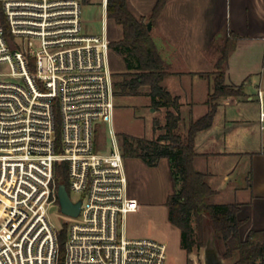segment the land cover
I'll list each match as a JSON object with an SVG mask.
<instances>
[{
    "label": "built area",
    "instance_id": "2783aa9c",
    "mask_svg": "<svg viewBox=\"0 0 264 264\" xmlns=\"http://www.w3.org/2000/svg\"><path fill=\"white\" fill-rule=\"evenodd\" d=\"M109 1L0 0V69L10 70L0 73V264H59L49 211L61 209L56 167L63 162L70 199L81 202L76 221L65 224V264H168L166 243L129 234L140 204L114 129ZM95 3L103 31L85 34L83 5ZM255 99L264 131L263 88ZM104 124L106 149L97 146Z\"/></svg>",
    "mask_w": 264,
    "mask_h": 264
},
{
    "label": "crops",
    "instance_id": "0c3cea01",
    "mask_svg": "<svg viewBox=\"0 0 264 264\" xmlns=\"http://www.w3.org/2000/svg\"><path fill=\"white\" fill-rule=\"evenodd\" d=\"M158 1L127 0V5L137 18L148 21ZM106 27L111 41L122 39V28L109 21L107 15ZM151 36L159 54L170 67L164 86L173 96L179 97L182 104L185 102L188 105L192 116L198 107L205 114L209 111L207 101L213 76L202 74L215 73L226 39L230 36L238 38L226 70V84L243 86L245 95L242 97L255 104L256 111L249 115L243 108L233 106L218 122V107L212 127L222 144L214 151L202 154L210 158L239 159L238 164H229L227 170L221 173L225 180L223 185L217 180V172L208 171L206 179L210 187L218 192L214 197H220L227 190L234 194L233 203L228 204L241 206L238 218L245 222L241 237L246 240L250 231L264 230V131L259 125L255 99L257 89H264V0H168L152 28ZM253 80L257 82L254 84ZM197 97L200 100H196ZM226 100L234 103L235 98ZM215 124L218 125L215 127ZM202 133L196 139L198 155V141ZM197 160L198 156L194 160V168L199 171ZM247 163L250 169L246 183L238 184L236 172L239 164L246 167ZM126 167L130 194L140 204L132 219L151 215L157 207H164L168 218L166 202L173 193L168 161L163 159L157 167L151 168L141 160L130 159L126 160ZM162 182L167 188L158 197L154 188ZM146 185L147 188L144 187ZM151 186L154 188L150 189ZM129 222L130 218L128 229ZM171 233L178 237L181 248L180 231L174 227ZM133 236L142 237L140 233Z\"/></svg>",
    "mask_w": 264,
    "mask_h": 264
},
{
    "label": "trees",
    "instance_id": "16d2710c",
    "mask_svg": "<svg viewBox=\"0 0 264 264\" xmlns=\"http://www.w3.org/2000/svg\"><path fill=\"white\" fill-rule=\"evenodd\" d=\"M168 0H159L148 21L137 18L128 8L127 0H110L107 7L109 21L120 26L122 39L111 42V50L119 55L127 72L115 74V95L139 96L142 89L148 90L151 105L155 110L165 109V124L154 122L152 139L137 138L121 134L122 150L126 160H141L148 167H157L161 160L169 163L173 193L168 197L169 222L181 233V248L187 254L203 247L202 230L210 218L215 239L222 257L232 264H262L264 256V230L250 231L247 239L241 237L245 224L238 218L239 204H212L218 194L207 182L206 175L196 171L194 160L198 156L196 139L199 133L213 126L219 101L244 96L243 86L226 84V70L231 53L236 49L238 38L226 39L222 55L216 64V72L202 74L212 77L207 105L209 111L197 120H191L186 134L181 133L182 103L164 86L170 75V67L159 54L157 45L148 30V23L154 26ZM130 56L132 61L128 58ZM158 129L162 134L156 135ZM56 184L65 186L68 193V165L59 163L56 167ZM66 227L58 233L59 264H65Z\"/></svg>",
    "mask_w": 264,
    "mask_h": 264
},
{
    "label": "rangeland",
    "instance_id": "374dc122",
    "mask_svg": "<svg viewBox=\"0 0 264 264\" xmlns=\"http://www.w3.org/2000/svg\"><path fill=\"white\" fill-rule=\"evenodd\" d=\"M105 20L104 11L99 3L95 4H85L82 9V26L85 34L97 35L102 33L103 25ZM113 42V40L111 41ZM128 56V55H127ZM130 59L131 57L128 56ZM111 66L115 74L122 72H127L126 65L123 62L122 58L111 50ZM134 64L133 59H130ZM0 73L8 74L10 70L8 66H2ZM117 79V78H115ZM256 80H253L252 83H256ZM148 90L146 88L142 89V94L139 96H123L116 97V109L114 115V129L118 134V137L121 140V134L129 135L137 138H148L152 139L154 137L153 126L154 122L158 121L159 126L165 124V109L155 110L151 105L150 97L147 95ZM252 93V91H251ZM200 100L199 97L195 98ZM233 106L238 107V109L243 108L245 112L249 115H253L256 111L255 104H252L248 101L246 97L235 98L234 103L228 102L226 99L219 101V115L217 117L218 122H220L228 110H232ZM227 110V112H226ZM182 121L180 124V131L183 134H186L188 127L192 118L198 119L205 115L203 109L200 107L194 112L193 116L190 114L188 105L183 102L181 108ZM60 119L58 116V125L60 129ZM218 124H215V127ZM110 127L109 125H102L98 127L97 131V146L102 149L108 148L110 145ZM163 131L158 129L156 135L162 134ZM224 139H222L223 141ZM220 142V141H219ZM217 135L214 134L213 127L203 131L200 135L198 141V160L196 168L199 171H202L205 175L208 171H214L218 173L217 180L220 182V185L224 184V178L221 176V173L227 170L229 164L236 165L239 162V159L233 158H210L209 155H204L202 152L210 153L214 151L216 147L220 146L222 143H219ZM233 144V137L232 143ZM243 167L244 165L239 164V168L236 173H238V184H245L246 178L249 175V166ZM232 178V176H230ZM147 188V185L144 186ZM154 187L151 186L150 189ZM164 182L160 186L154 188L157 190L158 197L166 190ZM74 197V195H73ZM234 194L229 190L225 191L220 197H213L211 199L212 204H228L233 203ZM49 217L52 224L56 229L61 230L65 224L74 223L76 220L62 213L60 207L53 206L49 211ZM129 229L130 235L132 237L134 233H140L142 237L140 238H151L164 242L168 246V264H232L230 261L225 260L222 257V254L219 250L218 244L215 239V233L213 229L212 222L210 218L204 223L202 230L204 246L196 249L191 254H185V252L180 248L178 237H174L173 233L174 227L169 222L166 217V209L164 207H157L155 212L151 215H147L142 218H133L132 215L129 216ZM132 219V223H131ZM163 238V239H161ZM172 253V254H171ZM172 257V258H171Z\"/></svg>",
    "mask_w": 264,
    "mask_h": 264
},
{
    "label": "water",
    "instance_id": "95a60500",
    "mask_svg": "<svg viewBox=\"0 0 264 264\" xmlns=\"http://www.w3.org/2000/svg\"><path fill=\"white\" fill-rule=\"evenodd\" d=\"M148 30L151 32L153 25L151 22L148 23ZM59 199L61 205V211L63 214L70 217H78L81 209V202L74 204L69 196V193L66 190L65 186L59 187Z\"/></svg>",
    "mask_w": 264,
    "mask_h": 264
}]
</instances>
